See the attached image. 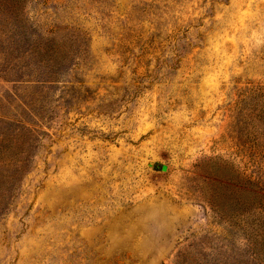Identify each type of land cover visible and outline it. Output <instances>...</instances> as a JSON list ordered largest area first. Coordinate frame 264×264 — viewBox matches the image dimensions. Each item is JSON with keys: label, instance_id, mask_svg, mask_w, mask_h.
<instances>
[{"label": "rangeland", "instance_id": "rangeland-1", "mask_svg": "<svg viewBox=\"0 0 264 264\" xmlns=\"http://www.w3.org/2000/svg\"><path fill=\"white\" fill-rule=\"evenodd\" d=\"M0 264H264V0H0Z\"/></svg>", "mask_w": 264, "mask_h": 264}, {"label": "water", "instance_id": "water-1", "mask_svg": "<svg viewBox=\"0 0 264 264\" xmlns=\"http://www.w3.org/2000/svg\"><path fill=\"white\" fill-rule=\"evenodd\" d=\"M164 169H166V166H164Z\"/></svg>", "mask_w": 264, "mask_h": 264}]
</instances>
